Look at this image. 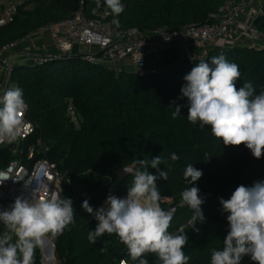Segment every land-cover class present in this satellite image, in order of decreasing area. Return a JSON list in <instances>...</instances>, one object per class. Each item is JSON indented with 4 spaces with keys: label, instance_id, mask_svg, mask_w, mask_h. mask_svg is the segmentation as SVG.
<instances>
[{
    "label": "trees",
    "instance_id": "trees-1",
    "mask_svg": "<svg viewBox=\"0 0 264 264\" xmlns=\"http://www.w3.org/2000/svg\"><path fill=\"white\" fill-rule=\"evenodd\" d=\"M30 1L32 9L21 7L12 22L0 26V50L69 17L81 7L82 0ZM226 1L121 0L124 11L114 17L105 15L104 0H99V6L97 0H83L89 14L101 12L107 20L116 18L119 30L141 32L213 22ZM254 25L264 33V14ZM220 55L239 66L237 89L251 81L256 94L264 92V47L247 45L211 49L204 60L155 74L117 73L92 64L81 53L52 54L44 64L15 67L8 89L23 90L28 118L38 126L36 135L27 143L42 138L50 149L48 159L72 183L62 186L64 198L72 200L75 213L74 223L54 236L57 264H116L122 258L138 264L115 234L106 233L95 244L89 242L88 233L95 230L98 221L82 204L87 200L95 211L104 205L109 194L127 195L135 170L140 168L137 161L158 155L165 161L160 170L168 172V180L161 178L156 184L161 197L171 199L160 204L165 211H173L170 233L186 226L192 216L190 207L181 204L182 192L195 186L199 195H206L201 205L205 221L196 225L199 231L185 228L188 242L183 251L190 257L188 264H211L213 250L223 249L229 225L220 198L229 199L240 185L250 187L254 182L264 181V156L256 159L243 144L226 146L213 136L210 126L201 127L199 121L192 124L187 119L189 103L181 93L187 83L184 77L198 63L211 64V58ZM69 103L80 116L79 128L67 114ZM178 105L180 115L173 118ZM172 153L179 159L173 161ZM12 159L7 147L0 149V169ZM189 164L203 173L193 184H188L183 176ZM128 167H133V171L119 178L117 172ZM148 171L158 175L156 169ZM6 231L0 222V237ZM101 247L107 251L101 253ZM142 258L148 264H160L155 253H146ZM34 264H42L37 248Z\"/></svg>",
    "mask_w": 264,
    "mask_h": 264
},
{
    "label": "clouds",
    "instance_id": "clouds-1",
    "mask_svg": "<svg viewBox=\"0 0 264 264\" xmlns=\"http://www.w3.org/2000/svg\"><path fill=\"white\" fill-rule=\"evenodd\" d=\"M104 4L105 15L118 17L124 11L121 0H104ZM113 22L119 26L118 20ZM240 76L239 66L224 55L213 56L211 64L202 61L193 67L181 88L189 103L187 119L192 124L199 121L201 127L210 126L213 136L226 146L245 145L260 159L264 156V92L256 94L251 81L237 89ZM26 107L19 87L9 88L0 96V139L9 143L17 139ZM180 108L179 105L175 108L173 118L180 115ZM171 159L179 157L172 153ZM137 163L140 168L135 170L126 198L109 194L104 202L107 207L95 211L87 200L83 202V209L98 221L87 239L95 244L106 233L115 234L138 264H148L142 258L146 253H155L160 264H188L190 257L183 251L188 242L185 228L198 232L196 225L205 221L199 188L188 187L182 192V200L192 210V216L186 226L170 233L172 215L161 208L160 202L166 198L161 197L156 184L158 179L168 180V172L159 168L165 161L158 155L151 160L139 159ZM149 168L156 169L158 175L151 174ZM202 175L191 164L183 173L188 184ZM36 181L38 186L31 200L17 197L8 210L0 211V222L7 229L0 237V264H34L35 249L44 247L46 236L49 233L58 236L74 223L72 200L39 196L42 179ZM220 204L223 212L228 213L229 231L223 249L213 250L211 264H241L246 255L256 264H264V181L254 182L250 187L238 186L229 199L220 198ZM12 235L17 238L14 243ZM106 251L101 247V253Z\"/></svg>",
    "mask_w": 264,
    "mask_h": 264
},
{
    "label": "built area",
    "instance_id": "built-area-1",
    "mask_svg": "<svg viewBox=\"0 0 264 264\" xmlns=\"http://www.w3.org/2000/svg\"><path fill=\"white\" fill-rule=\"evenodd\" d=\"M264 0H228L218 11L216 20L202 25H191L179 29L158 28L141 32L139 30H119L114 23L116 18L107 20L98 11L90 14L81 7L69 17L52 22L38 31L31 33L36 36L49 33L53 36L57 55L73 54L78 47H94L91 53H81L83 58L92 64L107 67L115 72L130 71L137 74H155L162 70L158 65L150 66L147 59L158 52L177 47L188 50L191 45L200 47L190 61L204 60L211 49L226 50L237 45L264 47V33L255 25V20L264 14ZM0 2V26L12 22L21 7L32 4L30 0H3ZM18 42L4 46L0 50V96L12 84V72L20 61L7 54ZM50 55L31 56L33 65L44 64ZM131 58L132 68L126 70L125 60ZM28 106L22 116L20 135L14 142L0 139V149L15 144L9 149L13 159L0 169V211L8 210L17 197L32 199L33 190L38 186L36 179H42L39 196L50 199L53 196L64 198L63 184L72 185L67 174L61 172L57 165L47 157L49 147L42 138L27 143L36 135L38 126L28 118ZM67 114L76 128L80 127V116L72 103L68 104ZM26 146L22 149V146ZM120 196L118 198H126ZM201 199L206 195H199ZM161 203V202H160ZM181 204H185L181 202ZM106 204L102 207H104ZM173 213V211L171 212ZM15 235L12 240L16 241ZM42 264H55L54 236L49 233L43 248H37ZM250 255L241 260V264H253ZM116 264H132L127 259H120Z\"/></svg>",
    "mask_w": 264,
    "mask_h": 264
},
{
    "label": "crops",
    "instance_id": "crops-1",
    "mask_svg": "<svg viewBox=\"0 0 264 264\" xmlns=\"http://www.w3.org/2000/svg\"><path fill=\"white\" fill-rule=\"evenodd\" d=\"M0 2H2V7L5 6L3 0H0ZM33 7H34L33 4H29L25 8L32 9ZM41 39L44 41L40 42L42 41ZM199 50L200 47L195 45H191L188 50H180L177 47H173L158 52L151 58H148L147 64L150 66L158 65L162 71L173 69L180 65L188 64L190 62V57L193 56L194 54H197ZM52 54H58L53 36L49 33H41L36 36L29 35L28 37L22 39L17 43L14 49L8 52L7 55L9 57H14L18 59L20 61V64L33 65L30 59L31 56L52 55ZM124 64L126 70L128 69L131 70L132 68L131 58H127ZM0 81H1V74H0ZM162 202H171V199H162L161 203ZM104 207H107V205H105ZM55 264H57V262Z\"/></svg>",
    "mask_w": 264,
    "mask_h": 264
},
{
    "label": "rangeland",
    "instance_id": "rangeland-1",
    "mask_svg": "<svg viewBox=\"0 0 264 264\" xmlns=\"http://www.w3.org/2000/svg\"><path fill=\"white\" fill-rule=\"evenodd\" d=\"M42 40V39H41ZM44 40H42V41H40V42H43ZM89 49V50H88ZM94 47H80V48H78V47H76V48H74V51H73V53H91V52H93L94 51ZM90 50H91V52H90ZM82 51H85V52H82ZM25 145L24 146H22V149H25ZM77 194H79V192H77ZM182 202H183V200H182Z\"/></svg>",
    "mask_w": 264,
    "mask_h": 264
},
{
    "label": "water",
    "instance_id": "water-1",
    "mask_svg": "<svg viewBox=\"0 0 264 264\" xmlns=\"http://www.w3.org/2000/svg\"><path fill=\"white\" fill-rule=\"evenodd\" d=\"M14 145H15V144H10V145L8 146V149H11L12 147H14ZM123 169H128L129 171L125 173V172L123 171ZM123 169H121V170H119V171L117 172L119 178H123V177H125L128 173H130V172L133 171V167L123 168ZM170 213H171V212H170ZM172 214H173V213H171V215H172Z\"/></svg>",
    "mask_w": 264,
    "mask_h": 264
}]
</instances>
